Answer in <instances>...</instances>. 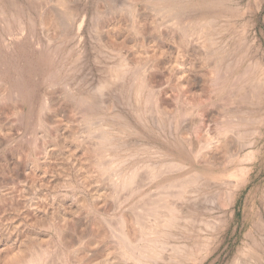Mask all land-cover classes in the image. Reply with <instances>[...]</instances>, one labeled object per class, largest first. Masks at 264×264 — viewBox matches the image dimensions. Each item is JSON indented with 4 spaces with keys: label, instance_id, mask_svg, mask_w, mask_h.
I'll return each instance as SVG.
<instances>
[{
    "label": "rangeland",
    "instance_id": "1",
    "mask_svg": "<svg viewBox=\"0 0 264 264\" xmlns=\"http://www.w3.org/2000/svg\"><path fill=\"white\" fill-rule=\"evenodd\" d=\"M206 21L205 57L192 32ZM145 62L162 123L133 96ZM258 81L257 102H244ZM85 121L111 137L117 177L137 169L138 192L116 194L99 177L84 151L99 135ZM205 140L210 164L189 150ZM151 171L159 177L146 182ZM195 176L185 195L163 197L180 222L161 229L152 262L264 264V0H0V264L32 246L53 264H119L116 222L137 237L134 210Z\"/></svg>",
    "mask_w": 264,
    "mask_h": 264
},
{
    "label": "bare ground",
    "instance_id": "2",
    "mask_svg": "<svg viewBox=\"0 0 264 264\" xmlns=\"http://www.w3.org/2000/svg\"><path fill=\"white\" fill-rule=\"evenodd\" d=\"M211 23H209V21L208 22L206 21V23L199 22L198 24L193 26L194 28H193L192 34L195 35V37H197V38H195L196 40H193V41H196L195 43L200 47V49L203 50L204 56H205V53L207 54L208 50H210L212 45H213V37L214 36H213V31L211 30L212 27H210ZM190 26L192 28V25H190ZM208 56L209 55H207V57ZM122 60H124V59H122ZM152 64L145 62V64L143 63V65L141 67L139 66L140 67L139 69L137 68L138 69L137 74L134 76V79H133L134 81L132 80L133 84L131 83L133 85L132 86L133 87V94H134L133 96L135 97V100L137 102H140V101L143 102L141 105L143 106V104H144L145 109L147 108V111L144 109V111H146L145 113L141 112L142 114L146 115L148 112V114L151 117H155V119H157L159 123H162V122H164L163 121L164 120V104H163L164 103V95L159 94V92L156 93V91L154 89L156 86L155 84H156L157 80H155V78L152 76V74H150V72L153 70V68H156V66L155 65L153 66ZM134 70H136V69H134ZM147 72H149L148 74L150 76L148 74L147 75L145 74ZM245 73L246 72H244V75L243 74L242 75L246 78L247 76H245L246 75ZM120 74H122V73H120ZM244 77H242V78H244ZM114 78L115 79H113V80H116V77H114ZM185 78H187L186 74H184L181 79L184 81ZM245 78H244V80L249 79V78H246V79ZM249 82L250 81H248V83ZM254 82H257V81H254ZM235 83H234V85H236ZM246 83L247 82H245V84ZM262 83L263 82L258 81V83H256V85H253L254 83H252V85L249 84V86H251L250 88L247 86L248 84L245 85V86H247V90L250 91V94L248 92L244 91L245 93L243 94V96L241 95V99L244 102L248 101V103H250V104H252V103L255 104L254 102H257L255 100L257 99V96H259V94H260L259 90L263 87ZM243 86H244V84H243ZM241 90L243 93V89H241ZM233 92H235V91H233ZM246 93H247V95H245ZM255 94H256V99L254 98ZM241 99H239V100H241ZM141 108H143V107H141ZM142 111H143V109H142ZM231 121L233 123L236 122L235 120H231ZM245 121L246 120L240 119L237 121V124L235 123L234 125L240 124L239 122L244 123ZM85 122L90 129V131H89L90 135H91V133L94 134L96 132H97L96 134L99 135V137L96 135V141L97 142H95L96 144L94 143L95 145H94L93 149H92V144H90L91 149H88L87 146L84 148L85 149L84 151H86V153H88V155H89L92 167L96 169L99 177L100 176L103 177V176L107 175L109 177V178L107 177L108 178L107 180L110 179L113 181V182L112 181L111 182L114 183V188L112 187L114 189V193L127 190V191H129L128 197H130L134 193L138 192L139 188L142 185L139 187V185H137L138 183L135 184L136 178H137V169L131 171L127 177L124 176L125 178L124 177L123 178L117 177L114 173V171H115L114 161L110 160V151L112 148L115 147V146L113 147V143L111 142L112 141L111 137L108 136L107 134H104V131L103 132L101 131L102 134H99L98 132H100L99 130L101 129V127L94 124V122H92V121H91V123H89L87 121H85ZM157 125H159V124H157ZM224 126H226V125H224ZM224 126H220V127L224 128L222 130V132H223L222 136L226 132L228 127L231 128V125L230 126L228 125L227 127H224ZM240 126H241V124H240ZM233 127L235 128L237 126L232 125V128ZM222 128H220V130ZM230 131H232V130H230ZM90 135H89V138H90ZM181 137L184 138L183 135ZM207 141H210V140H207ZM207 141L204 142L203 144H201L198 149H197L198 146L195 143L194 144L189 143V145L191 146L189 148V150H190V154L193 155L192 157L195 159H198V162L200 160L203 163H209L210 164L214 160L213 156H211V151L214 149L215 145L213 144L212 141H210V142H207ZM167 164H169V165L166 168H167V170H170V171L171 170L175 171L178 169L180 170L183 168V166H181L180 164H178L176 162L175 163L170 162ZM161 168H163V167L161 166ZM146 169H148V168H146ZM159 170H157V171H159ZM167 170H165V172ZM170 171H168V172H170ZM151 173H152V171H151ZM194 175H196V174H194ZM197 175H198V173H197ZM158 177H159V175L157 173L154 175H153V173L149 174L146 177V180H147L146 182H151ZM119 178H121V179H119ZM196 178L194 180H186V182H184L183 184H180V185H175L177 182L179 183L178 180L175 182V184H174V182L169 183L164 188V190L166 189V191L164 192L165 195L158 197L159 199H157V198L153 199L152 198L149 200V202L147 201V204H144V205L142 204L143 206H140L139 211L136 210V211H138L137 213L134 210V213L136 214V217H135L136 218V224H138V226H139L138 227L139 228V234L137 235V237L134 236L135 234L133 235L134 237H131V238L128 237V235L125 231V229L127 228V225H126V222L123 218H121L120 221H118V223L116 222L117 225L115 227H112V229H110L111 227L109 228V226H108V228L110 230H112V233H111L112 236L110 235V231H109L110 237L116 238V241H118L116 243L118 244L117 245V247H118L117 260L119 261V264H151L152 261L157 262L156 260H158V261L162 260L161 259L162 256L160 257V255H161L160 253L164 250V247H165L164 244H166V243H163V241H160L159 236H161L160 234L162 233L161 229L164 231H165V229H169V228L171 229L173 226H175L177 224V222H180V221H177V217H176V215L178 216V214H177L178 212L176 211V209L172 208L171 205L170 206L167 205L165 203L164 198L167 197L168 195H170L169 194L170 192L173 193L172 195H173V197H175V199H177L176 197H180L183 194L185 195V192H187L186 190H188V188L190 186H193V187L195 185H196V187L198 186V182H200L201 180H198L199 176L197 179ZM110 180H109V183H111ZM144 180H145V178H144ZM201 185H203V181L201 182ZM112 186H113V184H112ZM199 186H200V184H199ZM160 190H162V189H160ZM183 211H184V209L182 210V212L179 211L180 212L179 214H181V213L184 214ZM175 212H177V213H175ZM187 212L185 209V214ZM182 214H181V216H182ZM183 217L184 216H182L181 218L184 219V221L188 222V219L186 220L187 217L186 218L185 217L183 218ZM179 220H180V218H179ZM182 222L180 223L181 225H182ZM184 225H187V224L184 222ZM60 235H62V234H60ZM103 235H104V233H103ZM165 236H167V234H165ZM64 237H66V236H64ZM63 238H60V239H62L61 241L66 240V238H64L65 240ZM167 250H168V248H167ZM174 251L175 250H173V252ZM179 251L177 253H179ZM173 252H171V255H175V256L178 255V254H176V251H175V254ZM49 258H51V257L49 256L48 250H44V249H41L40 247L32 246V247H30L28 255H26L25 258H21V260H17V261L13 260V261H15L14 264H53V263H50ZM17 259H18V257H17ZM1 260L4 261V259H1ZM170 260H172V259H170ZM170 260H168V261H170ZM108 261H106V260L104 262L101 261V264H108ZM1 263H3V262H1ZM4 263H5V261H4ZM110 263L112 264V262H109V264ZM6 264H7V262H6ZM152 264H154V263L152 262Z\"/></svg>",
    "mask_w": 264,
    "mask_h": 264
}]
</instances>
